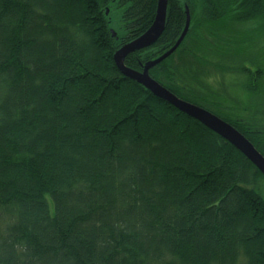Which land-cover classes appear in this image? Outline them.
Here are the masks:
<instances>
[{
	"label": "trees",
	"instance_id": "obj_1",
	"mask_svg": "<svg viewBox=\"0 0 264 264\" xmlns=\"http://www.w3.org/2000/svg\"><path fill=\"white\" fill-rule=\"evenodd\" d=\"M158 1L0 0V264H264V176L114 63ZM187 10L151 78L264 157V0H169L125 66Z\"/></svg>",
	"mask_w": 264,
	"mask_h": 264
},
{
	"label": "water",
	"instance_id": "obj_2",
	"mask_svg": "<svg viewBox=\"0 0 264 264\" xmlns=\"http://www.w3.org/2000/svg\"><path fill=\"white\" fill-rule=\"evenodd\" d=\"M168 1L169 0H159L156 17L152 26L139 38L124 45L115 53L113 58L117 69L124 77L136 82L157 99L169 104L179 112L199 122L201 125L220 136L239 151L264 176V157L239 131L207 110L179 99L153 80L149 74L153 68L172 56L182 44L190 27V14L188 10L186 11L187 21L185 30L171 50L158 59L148 62L142 71H135L125 66V60L129 55L151 48L163 35L166 26ZM113 35L115 37L116 33H113Z\"/></svg>",
	"mask_w": 264,
	"mask_h": 264
},
{
	"label": "rangeland",
	"instance_id": "obj_3",
	"mask_svg": "<svg viewBox=\"0 0 264 264\" xmlns=\"http://www.w3.org/2000/svg\"><path fill=\"white\" fill-rule=\"evenodd\" d=\"M114 25V24H113Z\"/></svg>",
	"mask_w": 264,
	"mask_h": 264
}]
</instances>
